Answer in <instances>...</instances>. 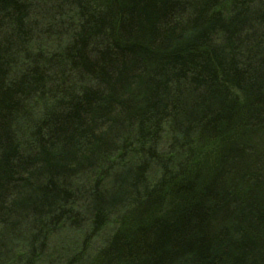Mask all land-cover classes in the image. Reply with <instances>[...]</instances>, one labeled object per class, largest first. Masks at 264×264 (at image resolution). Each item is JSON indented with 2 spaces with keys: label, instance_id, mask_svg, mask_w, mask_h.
<instances>
[{
  "label": "trees",
  "instance_id": "trees-1",
  "mask_svg": "<svg viewBox=\"0 0 264 264\" xmlns=\"http://www.w3.org/2000/svg\"><path fill=\"white\" fill-rule=\"evenodd\" d=\"M0 264H264V0H0Z\"/></svg>",
  "mask_w": 264,
  "mask_h": 264
},
{
  "label": "rangeland",
  "instance_id": "rangeland-1",
  "mask_svg": "<svg viewBox=\"0 0 264 264\" xmlns=\"http://www.w3.org/2000/svg\"><path fill=\"white\" fill-rule=\"evenodd\" d=\"M105 232V231H103ZM59 235H57L56 239L55 240H51V248L53 247L54 250H58V249H61L62 247H65L68 243H71L73 244L75 242V240L79 237H76L75 238V233L73 231H62L61 233H58ZM103 237V236H100L99 237V241H100V238ZM67 247V246H66ZM65 247V248H66Z\"/></svg>",
  "mask_w": 264,
  "mask_h": 264
}]
</instances>
